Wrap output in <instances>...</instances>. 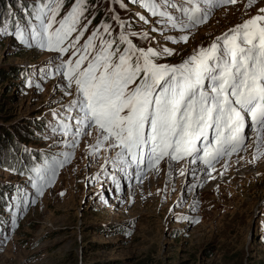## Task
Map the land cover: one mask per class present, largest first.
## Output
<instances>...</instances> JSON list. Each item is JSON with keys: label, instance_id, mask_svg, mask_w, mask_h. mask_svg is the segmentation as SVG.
<instances>
[{"label": "rangeland", "instance_id": "obj_1", "mask_svg": "<svg viewBox=\"0 0 264 264\" xmlns=\"http://www.w3.org/2000/svg\"><path fill=\"white\" fill-rule=\"evenodd\" d=\"M29 1L0 0V8ZM103 1L85 0L86 19L80 27L87 30L81 45L96 31L92 19L103 7L118 32H125L138 48L171 49V55L156 62L173 66L209 48L264 7V0L251 7L248 0H237L182 31L143 20L139 2ZM67 6L63 2L57 19L74 5ZM0 12L7 15L5 8ZM0 24V133L6 141L0 144V195L27 196L20 206L14 201L17 215L0 211V218H12L0 233V264H264V157L257 159L251 132L245 147L216 162L214 169L165 158L161 170L143 174L133 167L126 174L113 166L116 150L95 147L94 130L77 137L75 147L69 146L73 137L62 133L61 121L75 115L66 111L74 97L66 95L64 76L56 70L64 58L34 42L32 47L22 44L14 35L18 29L9 33ZM105 26L99 28L102 34ZM116 41L121 50L126 47L118 33ZM12 69L18 72L11 74ZM39 123L42 130L25 135ZM16 144L46 154L50 162L71 153L43 195L27 178L3 166ZM10 198L4 203H11Z\"/></svg>", "mask_w": 264, "mask_h": 264}, {"label": "snow or ice", "instance_id": "obj_2", "mask_svg": "<svg viewBox=\"0 0 264 264\" xmlns=\"http://www.w3.org/2000/svg\"><path fill=\"white\" fill-rule=\"evenodd\" d=\"M63 2L35 0L28 30L18 28L14 35L29 47L34 42L61 57L71 53L56 67L66 77V95L74 97L66 111L75 115L60 123L62 133L73 137L70 147H75L77 137L94 130L95 147L116 150L113 166L126 174L133 167L139 173L145 167L158 170L165 158L193 165L200 161L214 169L216 162L245 147V128L250 126L257 159L264 157V7L209 48L173 66L156 62L171 55V49L138 48L123 31L119 42L126 47L121 50L115 39L105 38L104 34L111 37V26H105L103 34L97 29L81 45L87 30L80 27L86 19L85 0H74L72 9L57 19ZM133 2L166 19L173 29L187 31L205 22L215 8L237 0ZM256 2L248 0L249 7ZM167 7L181 15L174 17ZM183 40L187 42L188 36ZM61 155L63 160L34 168L32 187L37 194L43 195L71 157L69 152Z\"/></svg>", "mask_w": 264, "mask_h": 264}, {"label": "trees", "instance_id": "obj_3", "mask_svg": "<svg viewBox=\"0 0 264 264\" xmlns=\"http://www.w3.org/2000/svg\"><path fill=\"white\" fill-rule=\"evenodd\" d=\"M96 1L103 2V5H104L103 0H91V2H96ZM129 1L133 2V0H129ZM29 2H27V3L25 2L22 7H20L16 4H11L9 6L5 5L3 8H0L1 10H3L4 8L6 9V14H7L6 19L4 21H1L4 18L5 14H4V12L3 13L0 12V22H3L5 25H7V27H6L7 30H12L13 28H15V23H17V22L20 24H23V25H28V21L30 19H32V17L29 16L28 14L33 13L35 11V8L33 7L35 0H32L30 3ZM158 2L162 3L161 0H158ZM65 4L69 5L67 7H71L74 5V0H64V5ZM134 4H136V3H134ZM0 5H2V3H0ZM141 8L145 12V16H146V17L141 16V18L143 20H147L146 18H148V19H150L156 23H160L161 25L166 24L165 21L163 20V18H161L159 16H153L142 5H141ZM16 11H19V12H16ZM91 12H92V10H91ZM92 20H93V23L95 24V26L97 27L96 31H97V29H99L103 25L111 26L112 34H111L110 38L117 40V33H118V35L120 33V32H118L119 26L117 25V23H115L111 13L109 11H107L106 8L102 7V8L96 9L95 16L93 17ZM134 22H135V20H132V22H131V25L133 27H135ZM24 27H26V26H24ZM118 46L121 47V45H118ZM174 66H177V65H174ZM17 72H18L17 70L12 69L11 74H14ZM7 74L8 73H6V76H7ZM15 76H17V75H15ZM22 76H23V74H22ZM26 77H27V75H26ZM23 78H25V75ZM34 128L35 129H33V130H35V131H33V132L31 131L29 133H26L25 135H29V137L34 136V133L42 130L44 128V125L42 123H39ZM3 135H5V134L3 133ZM3 135H2V133H0V144H4V142H6L5 139L3 138ZM24 140H25V142L28 141V140H26V138H24ZM45 155L46 154L33 153L29 149L25 150V148L20 147L19 145L16 144L14 146V148H12V151L8 154L7 161L9 162V164H5V162H3V166L6 169H9L11 171L16 172L19 176L25 177L26 176L25 174L27 172L31 171L34 167H36L37 162L45 163L48 161L47 160L48 157ZM0 196H1L0 197V211H2V210L6 209L5 205L7 203H4V201L7 202V200H9L10 196H15V192L13 193V195H10L8 192H4ZM14 200H16V199H14ZM16 202H18V200H16ZM13 203H14V201H13Z\"/></svg>", "mask_w": 264, "mask_h": 264}, {"label": "bare ground", "instance_id": "obj_4", "mask_svg": "<svg viewBox=\"0 0 264 264\" xmlns=\"http://www.w3.org/2000/svg\"><path fill=\"white\" fill-rule=\"evenodd\" d=\"M131 173V172H130Z\"/></svg>", "mask_w": 264, "mask_h": 264}]
</instances>
